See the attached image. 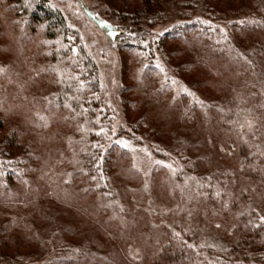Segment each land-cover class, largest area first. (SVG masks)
I'll return each mask as SVG.
<instances>
[{"label":"trees","instance_id":"trees-1","mask_svg":"<svg viewBox=\"0 0 264 264\" xmlns=\"http://www.w3.org/2000/svg\"><path fill=\"white\" fill-rule=\"evenodd\" d=\"M137 1L130 8L131 0H100L109 9L117 4L114 20L121 28L112 42L131 67L132 84L123 91L128 116L137 118L123 124L108 99L100 57L58 2L0 0V37L7 34L0 42L2 260L20 261L24 256L12 243L23 234L33 240L49 212L90 195L92 206L82 203L76 210L108 242L95 244L68 214L63 236L74 239L67 246L73 256L59 264H109L115 245L125 264H264V0ZM172 4L178 8L162 27ZM221 22L248 54L225 51L217 40ZM165 47L169 58H178L183 77L199 63L211 65L214 75H231L215 101L220 105L204 106L171 86L157 61ZM187 78L197 86L202 79ZM166 120L184 127L185 146L176 154L164 143ZM141 125L148 130L137 133ZM26 126L34 138L22 142ZM140 139L157 155L149 173L132 147ZM37 140H54L51 165L41 161ZM171 153V164L161 161ZM179 155L190 159L186 165L173 160ZM185 168L196 172L186 176ZM153 205L168 212L151 228ZM142 236L133 257L131 246ZM95 246L89 256L85 249ZM119 257L113 264H121Z\"/></svg>","mask_w":264,"mask_h":264},{"label":"rangeland","instance_id":"rangeland-1","mask_svg":"<svg viewBox=\"0 0 264 264\" xmlns=\"http://www.w3.org/2000/svg\"><path fill=\"white\" fill-rule=\"evenodd\" d=\"M55 1L58 2L59 6L66 15L69 23L72 24L80 32L84 44L90 47V50L93 51L97 57H100L102 61L101 70H103V73L106 75L104 76L107 78V82L109 86L108 99L113 103L115 110L118 114V118L122 121L123 124L129 121L133 122L134 124L137 116L133 113L131 117L128 116L127 105L125 103L126 101L125 99L128 96L126 91L125 92L123 91L125 87L132 84V80L129 77L131 70L129 59L127 55L123 52V50L119 49V47L115 46L114 43L112 42V40L115 39L116 37L113 36L112 33L113 32L115 33L117 31V28L118 29L121 28L118 25V23H116V21L114 20V18L117 16L118 13L116 9L118 8L116 7L117 4L111 6L112 8L109 9L105 6L104 3L100 2V0H55ZM225 4L226 5H220V8L225 9L228 3ZM135 6H138V1L131 0L130 5L128 7L133 8ZM176 8L178 7L175 6L174 4H172V6L168 8L169 14H167L165 19L163 20L162 27H166L165 24H168L172 21V17H173L172 15L175 14L173 12L175 11ZM240 12L243 13V11ZM227 17H229V15ZM156 30H162V28L157 27ZM6 37L7 34L4 33V35L0 37V42L5 41ZM217 40L222 45L224 44V46H227L224 47L225 51L230 53L232 56H236V55L242 56L244 54H248L247 52L249 50L247 49L248 47L241 45L239 39L236 38L235 35L233 36L231 31L227 27L226 23H222V22L220 23V27L217 32ZM167 51L168 50L165 47L163 51L157 52V61L159 67L164 68L165 73L167 74L169 73L170 76L169 82L171 86L177 92H183V91L187 92L191 97L196 99L199 103H202L204 106L220 105L219 102H215V101L219 99L218 97L220 96L219 92L224 91L223 86H225L224 84L225 80L231 79L232 78L231 75L228 72H220L218 73V75H214L213 73H211V68H210L211 65H208L206 63L205 64L199 63L194 65V68L191 71H189V74H187L186 77H183L181 73H179L178 68H176L177 67L176 63L178 62V58H169L167 56ZM187 56L188 55L186 54L185 57ZM218 61L219 58L215 62L216 65L221 64V62ZM187 76L190 77L193 76L195 79L198 77H202V79L199 80L200 85L197 86L193 82H190ZM11 113L5 116L7 120H5L3 125L1 126L3 130L6 129V127L8 126V120L10 121L14 117L13 114ZM173 117L174 120L176 117L175 114L173 115ZM171 121L169 120L165 121L167 126L165 124L166 130L164 133H166L165 134L166 139H164L165 141L164 143L168 147L173 148L170 150H174V154H176L177 153L176 147L185 146V141L180 139V136H182L181 131L184 130V127L180 125L176 126L174 123L169 125ZM146 130H148V126L141 125L140 130L137 127L135 131H137V133L141 131L142 133ZM32 133H33L32 129L26 126L23 129V134L20 140H22L23 142L25 139L33 137ZM145 137L146 136H144V139ZM141 140L142 139H140V141L132 143L133 144L132 147H134L137 151V154L135 155L137 164L140 167H142V169L146 173H149V170L152 169L154 163L157 162L156 161L157 155L150 153L148 151V148H146L148 146L142 144L143 140L142 141ZM37 141L38 144L36 145L35 149L40 151V154H42L41 161L43 162V164L48 163V165H51L56 160L54 154V147H55L54 140H49L47 142L41 140L40 141L37 140ZM142 145H144L145 147ZM174 154L171 153L170 157L166 156L163 158L159 155L158 156L162 159L161 160L162 162L171 164L172 163L171 158L173 157ZM189 155L191 157H189ZM189 155H188L189 158H195L193 154H189ZM183 157L186 156L179 155V157L173 160L174 161L178 160L182 165H186V163L188 162L187 160L190 159H186L185 161ZM41 161L40 164L42 163ZM185 170L186 171H184V173L186 174V176H187V172L190 174L196 172L190 170L189 168H185ZM92 200L93 197H91L90 195L83 198L82 200H77L76 202L69 200L68 204L73 207H70L69 205L67 206L64 205L65 207L64 206L60 207V209L57 212L54 210L49 212L51 213L50 216H45V220L43 219L39 220L40 224L36 229V234H34L37 236L33 238V240H31L29 236L23 234L21 235V237H19V239H17V241H15L16 243H12L18 246L17 248L18 251L14 249V252H16L17 255L19 254L24 257H20L19 258L20 261L19 260L14 261L12 259H6L4 261L0 258V264H26L27 262H30L31 264H59V262L57 261H59L60 259L65 258L67 256L69 257L73 256V252H71L67 246L69 244L68 242L74 241V239H71L70 237H65V235L63 236V232L66 226V221H68L65 217H67L66 215L68 214L70 215L71 219H73L74 222H76V225L78 226V227L76 226V229H78V232L80 233L91 232L88 235H90L89 238H91L95 244L101 245L104 244L105 242H108V240H106L107 237L104 236V233L101 231V228L94 227L93 230H89V228L92 227L89 217L76 210L77 208H79L78 206H81L82 203H85L87 206H92L91 205L93 202ZM166 210L168 212L167 206H162V207H157L155 205L151 206V208L148 211L150 213V220H151L149 227L153 228L159 226L160 222L164 221V216L167 213ZM142 239L143 236L140 239H135L134 244L131 246L130 253L133 257L139 255L137 251V247H140L139 245L144 244V241L142 243ZM86 241H88V239H86ZM109 241L114 243V241L111 239ZM33 242L36 243L35 245L31 246ZM115 246L117 249L116 255L119 257L121 253L119 252L117 245ZM92 248L94 250L92 249L90 250L88 248L85 249L86 252L89 254V256L93 255L97 251L95 250L97 249L96 246ZM8 250L9 249H3L1 251L5 254L10 255ZM116 255H113L112 257L109 258L111 264H113L114 260L118 262V258ZM119 262H121V264H125L123 260L121 261V257H119Z\"/></svg>","mask_w":264,"mask_h":264},{"label":"snow or ice","instance_id":"snow-or-ice-1","mask_svg":"<svg viewBox=\"0 0 264 264\" xmlns=\"http://www.w3.org/2000/svg\"><path fill=\"white\" fill-rule=\"evenodd\" d=\"M112 35H113V36H115V35H116V33H114V32H113V33H112ZM261 219H262V220H264V217H261Z\"/></svg>","mask_w":264,"mask_h":264}]
</instances>
